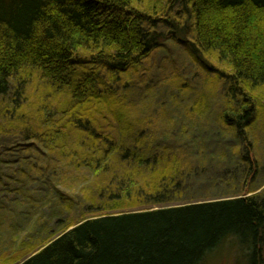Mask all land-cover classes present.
<instances>
[{"label": "trees", "instance_id": "1", "mask_svg": "<svg viewBox=\"0 0 264 264\" xmlns=\"http://www.w3.org/2000/svg\"><path fill=\"white\" fill-rule=\"evenodd\" d=\"M168 45L210 80L188 105L176 67L151 82ZM262 119L264 0H0V223L34 173L70 216L0 264H204L232 237L264 264Z\"/></svg>", "mask_w": 264, "mask_h": 264}, {"label": "rangeland", "instance_id": "2", "mask_svg": "<svg viewBox=\"0 0 264 264\" xmlns=\"http://www.w3.org/2000/svg\"><path fill=\"white\" fill-rule=\"evenodd\" d=\"M168 46V52H164L163 54L161 52H157L152 57L150 68V71L152 72L151 82L153 84H157L160 78H168L169 76H171L172 71L176 67L179 72H182L186 77H189L188 80H190L194 90V92L190 94H185L183 95V97L180 96L182 105H188L194 102L196 98V92L203 90L204 87H207L209 84L207 82L210 80H205L204 71L199 70L195 65L191 63L181 47H175L171 45ZM220 86L217 87L218 89L216 88V92H219V96L214 102L213 108L218 106L221 100L220 94H222L223 89L222 86ZM169 93L170 91L168 90L165 91V95H162V93H160L158 96L160 98L159 100L165 98L168 101L167 94ZM212 111H214L215 113V110ZM262 123L264 124V119H262ZM257 134L258 136H256L255 152L261 163L258 177V183L261 184L262 181H264V129L259 130ZM10 138L11 136H9L8 134L0 135V148L3 143L10 141ZM219 138H223L228 141L229 145H233L236 142L234 138H230L225 132L221 133ZM15 167L18 166L15 165ZM6 170H8L7 167L4 169V171ZM38 174L36 175V173H34V176H31L32 181H27L25 184L26 195L28 196L27 199L31 202L30 203L27 200L25 201L26 203L31 204L30 207L24 206V208L26 209L24 211L26 212L25 214H27V217L23 218L24 216H19L17 220L15 215H13V218H10L8 216L10 215V211H7L5 220H1L0 256H2L4 253L12 254L14 251L23 249L24 247H22V245L24 244V242L41 244L51 239L54 235L57 236V234L60 233V224L58 223V219L61 216L59 212V210L61 209L60 200H58V198L56 197V180L55 185L54 183H45V179L42 178L43 174ZM198 184L197 186H195V188H202V190L199 191L201 195H216L218 192L225 191L224 189H226L225 187L227 186L229 187V190L232 188L230 185H221L215 188L213 187V185L215 184L213 182L209 183L207 182V180L199 182ZM13 185H15V183ZM68 191L72 193V195H77V192L75 191ZM260 191L264 194V185L257 192ZM2 194L6 195L10 200L15 199L14 192H6L0 194V200L3 197ZM29 197H32V199H29ZM10 200L4 202V204L8 207H12L11 209H13L14 206L10 205V203L12 204ZM61 217L67 222V219H69L70 216L68 215V213H66ZM14 254L17 255L19 254V252H16ZM209 256L210 257L204 264H251L249 249L246 245H244V243H241L235 237L225 240L223 244Z\"/></svg>", "mask_w": 264, "mask_h": 264}]
</instances>
